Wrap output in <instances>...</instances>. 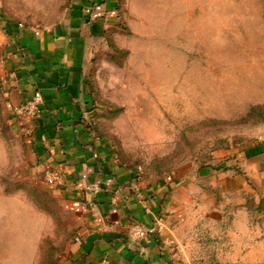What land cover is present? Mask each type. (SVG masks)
<instances>
[{
	"label": "rangeland",
	"instance_id": "rangeland-1",
	"mask_svg": "<svg viewBox=\"0 0 264 264\" xmlns=\"http://www.w3.org/2000/svg\"><path fill=\"white\" fill-rule=\"evenodd\" d=\"M127 1V33L100 43L93 58L99 131L147 174L194 176L239 151L264 171V0ZM68 3L0 0V13L46 26ZM3 43L0 27V264H54L75 220L33 176L24 138L10 125ZM262 180L253 191H211L213 214L202 207L180 223L164 264H264V210L253 204Z\"/></svg>",
	"mask_w": 264,
	"mask_h": 264
},
{
	"label": "crops",
	"instance_id": "crops-1",
	"mask_svg": "<svg viewBox=\"0 0 264 264\" xmlns=\"http://www.w3.org/2000/svg\"><path fill=\"white\" fill-rule=\"evenodd\" d=\"M126 6V0H69L63 16L46 26L24 25L0 13L3 98L10 125L24 138L33 176L45 179L48 191L75 220L74 235L58 264H164L180 223L199 208L211 207V191H253L254 179L264 178V171L253 169L251 153L239 151L194 176L143 171L137 194L136 164L95 125V97L88 83L100 43L108 38L116 43L118 34L127 33L122 27ZM37 88L44 97L41 112H15ZM49 168L62 174L56 185L46 180ZM202 195L209 204L198 201ZM136 223L149 230L140 239L131 235Z\"/></svg>",
	"mask_w": 264,
	"mask_h": 264
},
{
	"label": "built area",
	"instance_id": "built-area-1",
	"mask_svg": "<svg viewBox=\"0 0 264 264\" xmlns=\"http://www.w3.org/2000/svg\"><path fill=\"white\" fill-rule=\"evenodd\" d=\"M44 101L42 91L37 88L33 94L28 97L24 102L16 105L14 107V111L21 114L26 115H38L41 112L42 104ZM135 189L137 190V194L141 193V184L140 181L143 178V166L141 164L136 165L135 168ZM46 180L50 185H56L62 180V174L59 170L55 168H49L47 170ZM94 188V186H92ZM148 228L144 227L140 223H136L131 230V235L134 239H140L144 237Z\"/></svg>",
	"mask_w": 264,
	"mask_h": 264
},
{
	"label": "trees",
	"instance_id": "trees-1",
	"mask_svg": "<svg viewBox=\"0 0 264 264\" xmlns=\"http://www.w3.org/2000/svg\"><path fill=\"white\" fill-rule=\"evenodd\" d=\"M112 42V41H111ZM88 83L90 84L91 86V91L93 92V95L95 97V91H94V88H93V80H92V77L89 78L88 80ZM262 106H252V110H256L257 108H261ZM263 117V116H262ZM229 165L226 166V168H228ZM252 201V200H251ZM253 204L254 206L258 209V210H264V194L262 196H260V199L258 201H256L255 198H253ZM54 264H58V262H55Z\"/></svg>",
	"mask_w": 264,
	"mask_h": 264
}]
</instances>
